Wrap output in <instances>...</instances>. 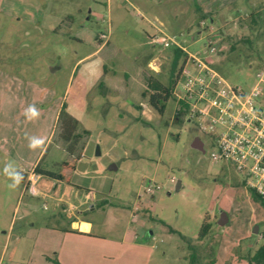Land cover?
Here are the masks:
<instances>
[{
  "label": "rangeland",
  "instance_id": "rangeland-1",
  "mask_svg": "<svg viewBox=\"0 0 264 264\" xmlns=\"http://www.w3.org/2000/svg\"><path fill=\"white\" fill-rule=\"evenodd\" d=\"M208 3L212 6L204 11L195 0H112L109 7L106 0H0V71L28 87L63 90L76 55L90 51V39L104 33L125 54L150 53L144 69L172 87L182 59L172 66L173 47L154 40L162 31L207 61L229 85L249 91L264 68V0ZM52 17L73 18L75 25L69 30L61 24L55 35L48 29ZM201 20L206 28L199 26ZM209 38L217 43L213 54L202 52ZM88 94L95 118L84 137L60 132L57 121L52 125L54 104L42 111L17 109L10 116L14 108L5 104L16 96L0 93V264H59L54 250L43 251L47 242L41 236L27 263L9 256L12 247L19 250L31 241L26 235L14 242L21 222L39 227L52 205L49 197L21 193L17 172H27L35 161L61 179L39 175L37 187L92 206L85 213L99 237L79 264H264L252 258L264 246V206L234 168L212 163L209 135L183 112L175 116L174 96L165 101L163 114L147 117L117 85ZM196 137L202 149L192 145ZM149 185L152 192L145 191ZM26 202L33 210L19 220ZM222 213L226 222L219 224ZM204 216L211 228L199 239Z\"/></svg>",
  "mask_w": 264,
  "mask_h": 264
},
{
  "label": "crops",
  "instance_id": "crops-1",
  "mask_svg": "<svg viewBox=\"0 0 264 264\" xmlns=\"http://www.w3.org/2000/svg\"><path fill=\"white\" fill-rule=\"evenodd\" d=\"M111 2L112 0H106V7H109L108 3ZM195 3L198 7H202L204 11H207L212 6L211 3H208V0H195ZM117 6L122 7L121 2H118ZM218 7L220 9V5ZM52 20L48 29L55 35L58 34L56 29H59L61 24L69 30L75 25L73 18H67L66 22L59 17L55 19L52 17ZM78 28L82 30L85 27L81 25ZM98 36L96 34L95 37L90 39L89 44L92 46L90 51L76 55L72 65L74 73L69 77L68 83L63 90L55 88L54 85L28 87V85H23L14 76L0 71V78H5L6 80L3 84L0 81V85H2L0 86V93L8 91L16 96L14 103L10 99L6 101L7 104L5 106H7V109L14 108V111L10 110L9 115L11 116L17 109L25 110L28 107L42 111L44 106L54 104L52 114V125H54L57 121L59 110L64 104L66 112L77 120L81 128L89 131V126L93 123L95 114H93L94 107L90 103L91 99L88 97V92L93 89L100 92L103 87L107 88L112 85H117L121 92L132 94L134 104L140 110L141 114L149 117L151 112L157 113L148 103V99L146 106L142 102L145 92L152 93V91L146 88L144 74L149 73L143 67L144 62L147 63L149 61L151 54L146 52H136L134 55L125 54L119 48L111 45L107 38L99 39ZM74 38L79 42L83 41L81 37L75 36ZM58 67H51V70ZM117 73L120 76L116 75ZM7 83L9 85H5ZM51 94L54 95L53 100L49 97ZM41 114L43 115V113ZM157 114L159 116L161 115L159 113ZM56 146L61 148L58 145ZM43 149L44 146L38 152L37 158ZM6 154L5 158L7 159L11 153L8 151ZM35 162L27 172L20 171L22 174H26L25 180L22 183L21 193L28 192L32 198L36 199H39L40 196L49 197L52 200V205L47 209L44 215L46 219L38 225L39 227L36 228V224L31 220L21 222L23 228H21L20 233L15 235L14 242L19 241L21 236L26 235L31 238V241L27 243L28 245H20L19 250L12 247L9 256L14 255L17 259L27 263L30 260L34 245L37 239H39L38 237L41 236L40 239L46 240L47 242L44 245L43 251L54 250L55 259L59 264H79L83 256L91 252L89 247L91 241L99 237L93 233L92 221L85 213L87 207L92 208V206L85 199L83 201H73L65 197L50 196L41 187H37L36 184L38 181L36 178L41 174L33 173V177L30 175L34 166L37 164ZM52 174L53 177H49L53 181L59 182L61 180L54 172ZM71 184L68 182L66 186L69 188ZM86 196H91V193L87 191ZM24 208L26 210L24 209L22 214L19 215V220L24 219L25 214L33 210L30 202H26ZM61 219L66 223H57ZM8 236H11V234H7ZM213 264H217V260Z\"/></svg>",
  "mask_w": 264,
  "mask_h": 264
},
{
  "label": "built area",
  "instance_id": "built-area-1",
  "mask_svg": "<svg viewBox=\"0 0 264 264\" xmlns=\"http://www.w3.org/2000/svg\"><path fill=\"white\" fill-rule=\"evenodd\" d=\"M206 24L201 20L199 26L203 28ZM160 33L154 40L162 47L186 53L172 90L175 116L183 112L201 132L209 135L213 144L212 163L224 162L234 168L244 186L264 205V68L255 73L249 91L231 86L207 61L187 52L174 35ZM98 38L106 39L107 35L100 33ZM216 44L209 38L202 52L215 53ZM30 175L33 177V172ZM145 191L152 192V186Z\"/></svg>",
  "mask_w": 264,
  "mask_h": 264
},
{
  "label": "trees",
  "instance_id": "trees-1",
  "mask_svg": "<svg viewBox=\"0 0 264 264\" xmlns=\"http://www.w3.org/2000/svg\"><path fill=\"white\" fill-rule=\"evenodd\" d=\"M172 52H173L172 66L175 67L177 62L180 59H182L181 66L178 69V72L176 73V76L173 80V86H174L175 82L177 81L179 77L181 67L186 60V53L178 48H173ZM144 81H145L146 88L149 91H152V93L149 94L148 96V103L157 113L163 114L164 107H165V101L169 97L172 96L173 86L171 87V85H167V86L164 85L157 78H155L154 76L150 74H144ZM57 127L60 132H71L77 136L78 135L80 136L82 134L84 137L89 135V131L81 128L77 120L74 119L72 116H70L66 112L64 104L61 106L59 113H58ZM32 172L35 174H41V175H47V176L53 177L52 172L46 169H43L40 166L39 162L34 166ZM17 174H18L20 181L23 183L25 180L26 174H22L20 171H18ZM249 193L254 199L259 200L252 190H250ZM210 228H211V224L207 222L206 216H204V220L202 222L201 228H199L198 238L202 239ZM252 258L256 262L264 263V246L258 247Z\"/></svg>",
  "mask_w": 264,
  "mask_h": 264
},
{
  "label": "water",
  "instance_id": "water-1",
  "mask_svg": "<svg viewBox=\"0 0 264 264\" xmlns=\"http://www.w3.org/2000/svg\"><path fill=\"white\" fill-rule=\"evenodd\" d=\"M194 147H196V148H199V149H202V142L199 140V138H195L194 139V141H193V144H192ZM179 185H180V182H179V180L177 181V184H176V187L178 188L179 187ZM222 216H223V218H222ZM219 224H224V222H226V217H225V215L222 213L221 214V218L219 219ZM257 228V227H256ZM254 231H255V229H254ZM149 234H151V231H149Z\"/></svg>",
  "mask_w": 264,
  "mask_h": 264
}]
</instances>
